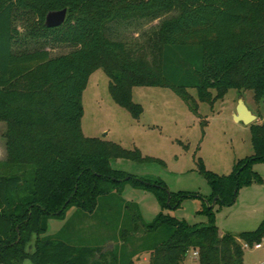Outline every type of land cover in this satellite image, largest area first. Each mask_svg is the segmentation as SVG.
<instances>
[{"label": "trees", "instance_id": "16d2710c", "mask_svg": "<svg viewBox=\"0 0 264 264\" xmlns=\"http://www.w3.org/2000/svg\"><path fill=\"white\" fill-rule=\"evenodd\" d=\"M64 8L65 23L48 28L47 14ZM21 11L34 17L25 37L16 26ZM159 19L147 43L114 35L116 26ZM29 40L69 44L73 50L51 57L44 48L28 49ZM98 69L108 75L114 100L135 118L143 109L132 100L134 87L170 88L193 110L197 105L189 89L210 103L231 89L251 90L261 104L264 0H0V122L7 125V158L0 162V264H134L143 253L150 255V264H185L196 251L199 264H245L243 243L254 247L263 241L264 221L239 237L222 235L214 209L234 205L242 186L262 182L253 167L264 161V124H252L255 154L231 175L220 176L200 163L209 197L172 193L161 181L112 166L117 159L162 164L159 160L84 135L83 93ZM127 183L156 190L168 208L200 196L209 222L190 225L161 214L147 224L127 205L120 227L94 240L103 241L45 235L50 220L65 219L73 208L83 217L99 218L101 200ZM137 234L141 250L128 252ZM109 240L114 246L108 249Z\"/></svg>", "mask_w": 264, "mask_h": 264}, {"label": "rangeland", "instance_id": "374dc122", "mask_svg": "<svg viewBox=\"0 0 264 264\" xmlns=\"http://www.w3.org/2000/svg\"><path fill=\"white\" fill-rule=\"evenodd\" d=\"M16 23L18 31L25 37L26 27L32 25L34 17L21 11ZM165 18V17H164ZM161 20L132 25L116 26L114 35L136 44L147 43ZM27 39V38H25ZM30 50L44 48L51 57L69 54L73 46L51 42L29 40ZM20 48V47H19ZM196 101L193 110L172 89L162 87H134L132 100L140 105L143 113L139 118L118 104L110 93V79L103 69H98L89 78L83 93L84 116L82 131L86 137L113 142L131 151L139 150L144 157L159 160L160 163L139 164L130 160L112 161L114 169L122 170L143 180L161 181L172 193L190 192L202 197L211 195V188L200 172V163L220 176H229L242 160L254 156L252 124L235 120L239 101L244 98L249 109L258 115L253 123L264 124V102L257 104L251 90H228L224 97L210 102H201L196 89L188 90ZM215 95V93H214ZM7 125L0 122V162L7 158ZM262 182L242 186L232 206L214 209L215 221L220 232L236 237L243 232L257 230L264 221V161L254 165ZM186 198L178 208L164 207L159 193L148 187L135 188L131 183L118 193L103 198L98 209L99 218L83 217L76 209H70L65 219L48 222L46 236L77 239L88 244L103 241L105 235L120 227L119 215L125 213V206H133L132 213H139L143 222L153 223L161 214L170 215L190 225H206L208 217L203 213L205 200L202 197ZM215 200L212 203L214 206ZM112 207V211H108ZM114 209V210H113ZM104 214L102 217L101 214ZM107 224V226H106ZM106 228V230H104ZM112 234V233H111ZM137 234L129 250L140 252ZM34 236L27 251L35 250ZM114 240V239H113ZM75 241V240H73ZM108 242V241H107ZM106 242V244H107ZM109 248L114 242L109 240ZM150 255L143 253L135 257L134 264H150ZM245 264H264V247L245 250ZM28 264H31L28 262ZM185 264H199L191 252Z\"/></svg>", "mask_w": 264, "mask_h": 264}, {"label": "water", "instance_id": "95a60500", "mask_svg": "<svg viewBox=\"0 0 264 264\" xmlns=\"http://www.w3.org/2000/svg\"><path fill=\"white\" fill-rule=\"evenodd\" d=\"M68 10L64 8L58 11H51L47 14L45 25L48 28H56L63 25L67 19ZM258 119V115L252 112L246 104L244 98H241L237 111L235 113V120L246 125L253 124Z\"/></svg>", "mask_w": 264, "mask_h": 264}, {"label": "built area", "instance_id": "2783aa9c", "mask_svg": "<svg viewBox=\"0 0 264 264\" xmlns=\"http://www.w3.org/2000/svg\"><path fill=\"white\" fill-rule=\"evenodd\" d=\"M264 247V239L261 243L256 244L254 247H251L248 243H243V248L246 249H251L254 248L256 250L262 249ZM193 257H195V259H197L199 257L198 252H193Z\"/></svg>", "mask_w": 264, "mask_h": 264}, {"label": "crops", "instance_id": "0c3cea01", "mask_svg": "<svg viewBox=\"0 0 264 264\" xmlns=\"http://www.w3.org/2000/svg\"><path fill=\"white\" fill-rule=\"evenodd\" d=\"M220 233H221L222 235L225 234V233H222V232H220Z\"/></svg>", "mask_w": 264, "mask_h": 264}]
</instances>
